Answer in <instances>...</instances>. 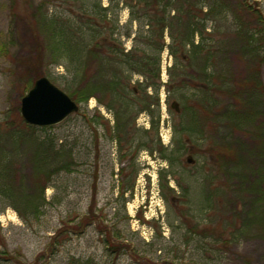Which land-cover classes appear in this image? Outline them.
I'll use <instances>...</instances> for the list:
<instances>
[{"label":"rangeland","instance_id":"374dc122","mask_svg":"<svg viewBox=\"0 0 264 264\" xmlns=\"http://www.w3.org/2000/svg\"><path fill=\"white\" fill-rule=\"evenodd\" d=\"M131 1L0 0V120L20 114V99L36 73L67 94L76 85L75 70L65 51L52 52L48 33L29 25L33 9L48 17L83 20L92 26L114 25L110 40L125 50L135 46L148 51L136 37L147 34L148 21L142 14L148 8L137 4L132 9ZM247 1L264 16V0ZM97 6L107 8L106 18ZM131 10L140 17L131 19ZM226 24L230 26L231 21ZM214 38L223 40L225 34ZM162 40L165 45L170 42L168 31ZM169 55L165 49L159 55L158 104L151 107L158 125L151 131L153 141L167 147L168 156L177 157L174 162L170 165L157 150L149 153L151 116L147 112L135 115L131 144L123 140L115 143L111 138L114 110L100 103L94 91L86 102L78 103L76 113L49 130L59 143L72 149L74 158L72 171L60 173L46 188L45 198L50 203L45 213L27 224L9 207L0 212V264H264V236H239V220L229 216L231 208L224 197L231 189L222 176L220 161L214 158L215 163L208 154L211 139L190 141L177 132V113L169 109V103L179 102L181 95L191 92L167 91L168 84L182 79L177 69L169 76L168 63H173ZM34 60L38 63L35 71L26 66ZM163 66L166 71L162 76ZM87 73H96L95 63L92 66L91 62ZM129 75L139 96L147 94L146 101L155 99L153 88L144 92L138 85V74ZM261 78L264 83V63ZM220 143L218 140L216 145ZM179 145L182 148L175 153ZM187 155L193 157L192 164L185 162ZM203 172L214 176L210 189L220 186L227 190L215 201L221 208L202 212Z\"/></svg>","mask_w":264,"mask_h":264},{"label":"trees","instance_id":"16d2710c","mask_svg":"<svg viewBox=\"0 0 264 264\" xmlns=\"http://www.w3.org/2000/svg\"><path fill=\"white\" fill-rule=\"evenodd\" d=\"M137 4L148 8L142 14L148 21L147 34L136 35L148 51L134 46L125 53L109 44L108 54L100 55L95 52L97 36L105 31L97 29V24L48 17L38 8L33 9L29 25L48 33L47 38L53 40L52 52L65 51L72 63L76 85L68 93L71 99L86 102L95 95L94 91L100 92L99 101L114 110L111 138L119 143L123 140L126 145L133 139L130 133L135 115L146 111L151 116L147 149L150 154L157 150L171 165L177 157L168 156L167 147L158 140L154 142V135H150L158 125L151 107L158 104L159 55L167 48L173 58L169 76L173 75L171 70L177 69V75L182 77L180 82L168 84L167 91L191 92L180 96V112H174L178 117L177 132L190 141L211 139L208 154L220 161L222 176L231 189L226 197L227 190L220 186L210 189L214 176L203 172L199 198L202 212L221 208L215 201L224 197L231 208L229 216L239 220V236H264L263 14L247 0H132L130 7ZM97 7L106 18L107 8ZM131 13V19L140 17L132 10ZM228 19L230 26L226 24ZM209 23L212 29L207 27ZM164 31L170 37L166 45L162 40ZM222 34L223 40L214 38ZM91 62L97 68L93 76L87 73ZM26 64L34 71L38 65L37 60ZM133 73L142 76L138 85L144 92L153 88L154 100L146 101L147 94H135L129 75ZM53 127L28 125L19 112L0 120V212L9 207L23 223L41 218L50 203L45 198L46 188L60 173L72 171V149L49 132ZM218 140L221 143L216 145ZM181 148L179 145L175 153Z\"/></svg>","mask_w":264,"mask_h":264},{"label":"water","instance_id":"95a60500","mask_svg":"<svg viewBox=\"0 0 264 264\" xmlns=\"http://www.w3.org/2000/svg\"><path fill=\"white\" fill-rule=\"evenodd\" d=\"M169 107L180 112L179 102L173 100ZM79 110L78 103L53 84L46 76L36 78L32 86L20 99V115L28 125L49 127L66 120ZM187 164H192L191 155L185 158Z\"/></svg>","mask_w":264,"mask_h":264},{"label":"flooded vegetation","instance_id":"af4514ba","mask_svg":"<svg viewBox=\"0 0 264 264\" xmlns=\"http://www.w3.org/2000/svg\"><path fill=\"white\" fill-rule=\"evenodd\" d=\"M208 25H211L212 26V23H209ZM211 26H209V27H211ZM208 27V28H209ZM96 28L97 29H101V30H104L105 32L104 33H106L107 31V33L106 34H104V33H101L100 35H98L97 36V38H98V40H97V47L95 48V52L96 53H98V54H100V55H107L108 54V50H107V46L109 45V44H111L113 47H115V48H118V49H121L123 52H128V51H130L131 50V47L129 48V49H127V50H125V49H123V48H121V44L120 43H118V42H116L115 40H110L111 38H109L111 35H113L114 33H115V31H114V27H106V26H104V25H102V24H97L96 25ZM111 30H112V32H111ZM126 34L127 35H129V32H126ZM116 35V34H115ZM104 46H106L105 47V50L106 51H104ZM97 69V68H96ZM98 74V73H97ZM133 75H134V73H133ZM139 75V74H138ZM141 78H140V81H137V83H141L142 81H143V78H142V76L141 75H139ZM131 83H135V81H133L132 79H131ZM132 86V88L135 90V94L136 95H139V92H138V90L133 86V85H131ZM97 93H98V95L100 94V92H98L97 91ZM98 95H97V97H98ZM99 101V100H98ZM100 102V101H99ZM101 103V102H100ZM103 104V103H102ZM105 106H106V104H104ZM107 107V106H106ZM111 110V109H110ZM141 112H146V111H141ZM175 112V111H174ZM175 113H177V112H175ZM114 121H113V125H114ZM149 128H150V126H149ZM150 135L151 136H153L154 134L152 133V131L150 132ZM114 142L116 143V142H118V141H116V139H114ZM124 154V153H123Z\"/></svg>","mask_w":264,"mask_h":264}]
</instances>
